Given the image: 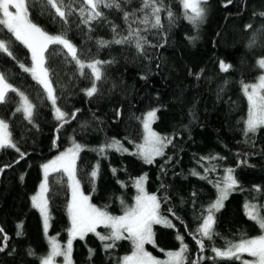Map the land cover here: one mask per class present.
Segmentation results:
<instances>
[{
	"label": "trees",
	"instance_id": "16d2710c",
	"mask_svg": "<svg viewBox=\"0 0 264 264\" xmlns=\"http://www.w3.org/2000/svg\"><path fill=\"white\" fill-rule=\"evenodd\" d=\"M119 2L120 9H101L104 17L92 22L91 31L78 16V0L75 3L68 0L76 11L68 16L66 25L49 14L41 0L30 5L32 20L50 34L65 31L82 60L113 61L104 66L105 79L98 84V93L88 98L83 89L90 82L86 76L79 75L70 57L57 54L49 58L58 106L69 115L77 113L76 119L58 132L59 123L41 86L19 67V63L31 65L28 50L14 42L12 50L16 60L0 54V72L35 105L32 124L15 112L19 103L15 94L9 93L10 102L0 105V119L8 122L13 140L25 153L20 158L14 149L0 151V168L4 169L0 173V227L10 237L8 247L0 252V264H40L38 258L48 252L42 220L32 206L31 197L42 177V163L68 146L71 136L84 146L77 161V178L84 194L91 196V203L97 207L112 215H122L121 198L127 206H132L137 194L134 181L144 175L148 193L168 197L166 202L162 199L161 213L175 227L153 226L155 246L145 245L153 256L165 259L167 251H178L179 232L188 245L187 264H193L200 255L205 257L200 264H242V260L252 258L246 254L241 261L214 258L211 248L223 249L228 241L238 242L261 234L258 225L245 214V204L264 206V129L255 136L250 135L249 142H245L243 129L248 102L242 87L256 81L262 72L257 61L264 57V15H261L264 0H232L231 3L207 0L206 17L198 27L184 17L180 0H163L165 9L173 12L174 21L170 23L164 11L161 13L163 28L149 26L147 31L139 23L143 16L142 0ZM124 13L134 15L125 21ZM129 25L141 29L149 41L145 46L146 55L138 54L130 44H111L106 48L96 44L99 39L112 40L116 36L113 26L120 36H126ZM247 25L252 27L249 29ZM9 35L0 29V38L8 39ZM154 44L163 46H150ZM53 49L58 46H50L49 52ZM221 61L231 65L228 72L220 70ZM201 70V79L196 80ZM152 109H159L154 130L175 138L165 155L149 165L129 153H135L134 146L142 140L141 117ZM111 140L120 141L129 151L106 150V158L98 155L95 149ZM213 156L221 159H200ZM169 158L170 163H165ZM241 160L246 163H240ZM97 164L99 174L92 183L90 173ZM213 167L215 171L207 173L208 179L191 175L193 170L205 175L204 169ZM227 168L234 169L240 187L215 213L214 230L218 235L213 241L205 239V251L200 253L189 233L195 232L202 222L201 212L216 199L214 184L225 175ZM112 169H116L115 174ZM257 186L261 192L254 191ZM49 189L48 232L64 243L71 226L66 174L52 173ZM19 225L23 226L22 230ZM21 231L22 235H18ZM98 231L107 230L99 228ZM89 249L94 250L91 258ZM131 251L130 241L121 240L115 249L105 252L101 242L89 234L84 241L73 242L72 259L73 264H119Z\"/></svg>",
	"mask_w": 264,
	"mask_h": 264
},
{
	"label": "snow or ice",
	"instance_id": "6c2138e0",
	"mask_svg": "<svg viewBox=\"0 0 264 264\" xmlns=\"http://www.w3.org/2000/svg\"><path fill=\"white\" fill-rule=\"evenodd\" d=\"M35 0H0V29L5 30L9 35L8 39L0 38V54L6 55L13 60H16L12 44L18 42L30 53L31 65L26 66L24 63H19V67L23 72L31 75L32 79L41 86L45 99L50 102L53 117L59 123L57 132L60 128L71 120L76 119V112L71 115L66 113L58 106L56 90L52 83V70L48 66L50 57L57 54L63 55L66 58L70 57L74 62L79 75L86 76L89 80L90 86L83 89L88 98L95 96L98 91V84H101L105 79L104 66L113 63V61H105L100 59L82 60L78 54L76 45L67 37V33L62 31L58 34H50L41 26L35 23L31 18L30 5ZM73 3L77 0H72ZM232 0H228L231 3ZM41 3L47 8L48 13L54 18H59L62 24L68 23V16L76 10L72 8L68 0H41ZM80 4L78 16L81 23L88 27L91 31L93 21L100 20L104 17L101 9H120L119 0H78ZM184 11V17L194 27H198L206 17L207 0H180ZM167 11L169 22L174 21V14L171 10L165 9L163 0H142L141 12L143 13L139 23L145 25L143 31L151 29L163 28L161 13ZM129 13H124L125 21L129 20ZM264 15V13H261ZM251 28V25H247ZM112 31L116 36L112 40L99 39L96 44L100 48L109 47L111 44H130L135 47L138 54H145V46L149 45V41L141 34V29L132 28L129 25V31L126 36H120L116 32V27H112ZM255 37H253V43ZM249 44V47L253 46ZM52 45L58 46V49H53L50 53L49 48ZM151 47H162V44L150 45ZM258 67L264 70V57L257 61ZM222 72H228L231 65L221 61L219 63ZM85 69H88L86 75ZM191 74V73H190ZM203 70L196 74L195 79L200 80ZM146 79V77H142ZM243 93L248 102L247 118L244 121L243 133L245 142L248 143L249 136H255L261 129H264V75H260L258 82L245 83L242 87ZM9 93L15 94L19 97L18 106L15 112L21 113L23 118L32 124L35 105L29 100V97L23 92L14 87L7 79L5 73L0 72V105L10 102L12 97ZM159 109H152L145 113L142 118L143 126V143L137 144L135 153L145 164L152 165L157 158L165 155V150L173 143L175 136H164L156 132L152 124L157 119V112ZM119 115V113H117ZM58 139V137H57ZM5 149H14L23 158L25 153L21 152L16 142L12 138L9 130V124L4 119H0V151ZM84 150V146L77 143L75 140L72 146L66 151L50 160L48 163L42 165L43 168V182L39 186V192L31 197L32 206L36 208L43 217L44 232L47 235L50 224L49 215V176L52 173L66 174L68 178V187L71 191V200L67 205V213L71 221V226L68 229V239L65 244L58 242L56 237H49L48 243L50 246L49 252L39 257L40 264H57V257L63 258V264H73L72 252L73 242L77 239L84 241L89 234H93L102 244L105 252H109L117 247V242L121 240L130 241L132 251L130 255H125L121 258L119 264H187L188 245L184 242L183 235L177 232L176 239L180 242L178 251H167L165 255L167 260H160L146 251L145 245L152 244L155 246V233L153 231L154 225H162L167 228H174L175 225L168 217L161 213V202L168 200L167 196L163 198L156 194H150L146 191L145 185L147 176L144 175L135 179L133 186L136 189L135 203L132 206H127L123 199L120 202L123 206L122 215H112L106 209L97 207L91 203V196L85 195L81 188V181L77 178V161L79 154ZM106 150H114L120 153H127L123 144L118 140H111L102 145L97 151L98 155L105 156ZM201 160H217L220 157H201ZM18 162V161H17ZM170 163V158L165 161ZM240 163H246L241 160ZM0 168V173L3 172ZM164 171L163 166L161 168ZM205 175L193 170L191 175L200 179H208L207 173L215 171L213 168H205ZM113 174L116 169H112ZM99 174V164H97L90 173V182L94 183ZM23 179V177H21ZM121 186L123 187V182ZM164 187V185H161ZM217 189V197L206 209L201 212L200 225L195 229V232H190L196 244L199 246L200 253L205 251V239L213 241L214 237L218 235L215 232V213L218 212L224 204V201L235 190L239 189L240 184L234 175V169H225V175L217 180L214 184ZM95 191V188H93ZM256 192H261L260 187L254 189ZM193 196L196 194L193 193ZM264 206L255 203L245 204V214L248 219L254 221L261 234L254 238H241L238 242L228 241L225 248L220 249L212 247L211 251L215 254L214 258L224 260L241 261L242 256L247 254L251 257L250 260H242V264H264V215H262ZM171 212V210H169ZM175 216L174 212H171ZM179 219V217H177ZM22 230V225L18 226ZM99 228L107 230L104 233L98 231ZM0 252H3L8 247V240L10 237L5 233L4 229L0 227ZM22 235V231L18 233ZM35 255L34 252L30 253ZM94 255V250L89 249V258ZM205 259L202 255L198 256L193 261V264H200Z\"/></svg>",
	"mask_w": 264,
	"mask_h": 264
},
{
	"label": "rangeland",
	"instance_id": "374dc122",
	"mask_svg": "<svg viewBox=\"0 0 264 264\" xmlns=\"http://www.w3.org/2000/svg\"><path fill=\"white\" fill-rule=\"evenodd\" d=\"M260 75H264V70H262V72L260 73ZM259 75V76H260ZM259 76H258V78H259ZM258 78L256 79V81H254V82H251V83H256V82H258ZM251 83H248V84H251ZM148 112V111H147ZM146 112V113H147ZM145 115V114H144ZM144 115L141 117V121H142V118L144 117ZM152 127H153V124H152ZM154 129V128H153ZM143 135H144V132H143ZM73 140H74V138L71 136V138H70V142H69V145L68 146H66L63 150H61L60 152H58L57 154H55L54 156H52L51 158H49L48 160H46L44 163H42V165H44L45 163H48L50 160H52V159H54L56 156H58V155H60L61 153H63L64 151H66L69 147H71L72 146V142H73ZM141 143H143V137H142V140L139 142V143H137V144H141ZM136 144V145H137ZM136 145L134 146V152H136L137 151V149H136ZM125 147V146H124ZM126 148V147H125ZM126 149H128V148H126ZM128 151H129V149H128ZM42 165H41V174H42V177H41V180H40V183H39V185H38V188H37V190L35 191V193L33 194V195H36L38 192H39V186H40V184L43 182V177H44V173H43V168H42ZM67 176V175H66ZM142 177V176H141ZM68 179V178H67ZM145 188H146V185H145ZM32 195V196H33ZM86 195V194H85ZM70 200H71V191H70ZM70 202V201H69ZM134 203H135V200H134ZM38 211V210H37ZM39 212V211H38ZM39 214H40V212H39ZM40 217H41V220H42V224H43V217H42V215L40 214ZM43 228H44V226H43ZM45 233V232H44ZM45 237H46V240H47V242H48V238L49 237H54V236H51L50 234H49V232L47 233V235L45 234ZM66 242H67V240H66ZM66 242H64V243H61L62 245L63 244H65ZM48 252H49V250H50V246H49V243H48ZM146 249V248H145ZM147 251V250H146ZM47 252V253H48ZM46 253V254H47ZM131 254V253H130ZM129 254V255H130ZM247 255V254H246ZM158 259H160V260H167V257L165 258V259H161V258H158ZM57 264H63V258L62 257H57Z\"/></svg>",
	"mask_w": 264,
	"mask_h": 264
}]
</instances>
